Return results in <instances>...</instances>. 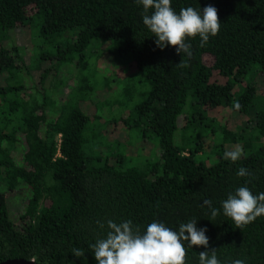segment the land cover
<instances>
[{
	"label": "trees",
	"instance_id": "obj_1",
	"mask_svg": "<svg viewBox=\"0 0 264 264\" xmlns=\"http://www.w3.org/2000/svg\"><path fill=\"white\" fill-rule=\"evenodd\" d=\"M209 5L218 10L220 32L204 47L199 36L188 38L189 58L157 47L137 0H0V261L98 264L91 245L106 238L109 220L130 219L143 233L154 221L178 231L196 219L221 264H264V216L239 229L222 209L241 186L264 192V0H172L177 14ZM25 27L37 45L29 60L16 37ZM92 42L100 54L112 45L117 68L103 84L120 79L122 89L96 79L90 57L100 55ZM120 59L144 89L124 77ZM116 91L124 97L115 102L131 107L119 118L125 142L103 132L117 120L97 129L96 115L83 109ZM235 111L246 117L237 130L229 127ZM132 129L135 141H151V156L128 148ZM238 141L244 156L225 160ZM241 167L252 177L237 176ZM7 190L27 194L16 219ZM204 200L220 209L213 221ZM186 248V264H199L206 249Z\"/></svg>",
	"mask_w": 264,
	"mask_h": 264
},
{
	"label": "clouds",
	"instance_id": "obj_2",
	"mask_svg": "<svg viewBox=\"0 0 264 264\" xmlns=\"http://www.w3.org/2000/svg\"><path fill=\"white\" fill-rule=\"evenodd\" d=\"M143 6V24L157 37V47L164 49L168 45L176 48L177 54L192 56V47L186 43L188 38L200 37V46L204 47L210 37L218 35L221 22L218 10L207 6L197 10L191 6L181 8L179 14L172 7V0H137ZM183 67L184 62L179 64ZM236 111L243 105L233 102ZM244 156V150L237 145L226 150L224 159L233 163ZM244 167L237 171L239 177H252ZM204 206L210 210L211 220L220 215V209L212 206L211 200H204ZM223 214L229 217L236 228L243 229L264 216V192L254 195L247 186H241L222 201ZM101 229L104 224L97 222ZM109 231L106 238L98 239L91 245L98 264H186L187 247L203 246L206 250L199 253V264H221L217 249H209L207 228H197V220L192 219L179 225L178 231L166 227L164 223L152 222L141 233L139 226L132 220L116 223L107 222ZM76 257H84L81 249H73ZM231 264H246L244 259H234Z\"/></svg>",
	"mask_w": 264,
	"mask_h": 264
},
{
	"label": "rangeland",
	"instance_id": "obj_3",
	"mask_svg": "<svg viewBox=\"0 0 264 264\" xmlns=\"http://www.w3.org/2000/svg\"><path fill=\"white\" fill-rule=\"evenodd\" d=\"M17 41L18 44L21 48V51L24 55V57L29 60L30 58V54L35 51L37 49V45L34 41L31 40L30 37V29L28 27H25L23 31H17ZM61 39V38H60ZM63 40V39H61ZM64 41V40H63ZM102 42V41H101ZM100 42V43H101ZM93 43V44H92ZM91 47H92V51L93 49H96L97 51V55L99 56L96 57L95 55L90 57V61L92 63V67L96 70L97 73H95L96 75V79L99 80L101 82V86H105V87H110L111 89L114 90H120L122 89V86L117 82L120 79H117V81L115 82V80H111L110 83L108 85L103 84L104 80H103V76H109L112 74V71H115L117 68V64L113 65L112 64V57H114L113 54V47L112 45H110L109 43L104 44L103 46H101L102 49V54L101 50L99 48V46H96L95 42H92ZM96 46V47H95ZM90 47V49H91ZM90 54H92L93 52L89 51ZM206 59L209 62H212L213 58L212 56H206ZM98 62V63H97ZM120 63L123 65V69H124V73H125V78H129L130 81H132L134 79V83H135V88L137 90V88L139 90L144 89L145 86L142 84V82H136V80H139L138 78L135 79V77L133 76V70L130 68V66L128 65L127 62H125L124 60L120 59ZM106 68H109V70L107 71ZM116 72V71H115ZM120 74V73H118ZM67 75V74H65ZM250 76V75H249ZM249 76L247 78H249ZM259 76V74H257V76L255 75V78H257ZM250 77H254V75L250 76ZM123 78V77H121ZM124 78V79H125ZM262 80L263 79H259L258 84L260 86H262ZM264 87V85L262 86ZM67 88V87H66ZM108 90V88H106ZM138 90V91H139ZM106 95V93H105ZM124 97L123 94H121L120 92H111L109 93V96L106 97L109 101H105L102 104H99V102L93 103V105H91L90 103L85 105V108L83 107L84 110H87V112L91 115L94 116L96 115L95 120L93 121V125H97V129H99V125H101L104 121L107 120H117L116 122L112 123V126H108L106 128L103 129V132H105V134L107 135V138L109 140L112 139H119L123 142H125L126 139H129L128 136V131H125L122 129V127L119 125L121 122V120L119 119L120 117H124L125 115H127L129 113L128 108L131 107H125L122 105H118L115 101H118V98H122ZM91 99L93 100V98L91 97ZM138 99V96L135 95L134 100L132 101V103H127L130 104V106H132L136 100ZM115 102V103H114ZM99 104V105H98ZM246 121V117L243 114H239L238 112H234L233 115H231L230 120H229V127L237 130V127L242 125V123ZM105 125V124H104ZM198 130L200 127H197ZM192 130V128H191ZM203 132L204 128L202 129ZM136 131L135 129H132L131 132V143H129L128 148L132 151L133 155H143L142 158L145 157H149L153 154V150H152V143L150 140H136ZM207 143H209V141L207 140ZM237 145H241V141L238 142H234V144H232L229 147V150L233 149L235 146ZM7 197H8V204L10 207V211L12 214L13 218H17L18 213L23 210L24 208V204L27 201V194L24 193V190H14V191H8L7 190Z\"/></svg>",
	"mask_w": 264,
	"mask_h": 264
},
{
	"label": "water",
	"instance_id": "obj_4",
	"mask_svg": "<svg viewBox=\"0 0 264 264\" xmlns=\"http://www.w3.org/2000/svg\"><path fill=\"white\" fill-rule=\"evenodd\" d=\"M0 264H41V263L35 261V259L14 257V258H7L5 260L0 261Z\"/></svg>",
	"mask_w": 264,
	"mask_h": 264
}]
</instances>
